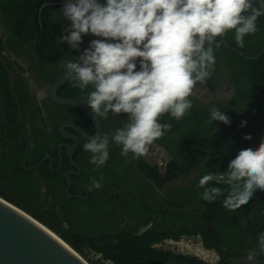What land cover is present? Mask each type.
Returning <instances> with one entry per match:
<instances>
[{
	"label": "flooded vegetation",
	"instance_id": "obj_1",
	"mask_svg": "<svg viewBox=\"0 0 264 264\" xmlns=\"http://www.w3.org/2000/svg\"><path fill=\"white\" fill-rule=\"evenodd\" d=\"M17 14L7 3L0 10V39L5 46L0 56L10 64L15 97L14 105L0 104V142L6 149L5 156L11 157L9 162L30 164L26 171L51 196L64 193L86 235H141L153 230L169 237L166 240L185 235L199 237L203 250L219 257L214 264L220 262V252L240 256V264H249L247 253L255 247L259 233L264 232V191L258 189L247 205L230 211L223 207V197L212 203L202 200L203 189L196 185L208 170L225 172L241 149L258 147L264 140V103L254 97L262 86L258 94L264 101V47L260 48L264 36L244 40L248 57L225 42L216 52L210 78L194 89L190 114L179 121L164 114L158 122L171 123L172 129L149 146L145 157L126 160L121 148L113 143L106 165L95 169L89 163L91 154L82 147L88 139L70 125L88 136L97 135L96 125L81 110L58 104L51 96V87L64 75L61 63L71 56L43 65L36 56L34 42H24L16 35L22 26ZM49 20L54 27L67 22L61 11L51 14ZM60 90L65 96L76 97L69 100L86 106L84 100L91 88L81 92L68 80ZM211 106L224 111L230 125L218 121L209 125ZM253 118L257 120L249 123ZM98 120L102 135L122 127L127 117L110 113L107 119ZM241 121L247 122L242 131ZM248 134L251 140L244 139ZM68 148L75 150L69 153ZM101 176L102 188L89 191L90 178ZM205 239L213 248L204 246ZM200 251L190 257L210 264L209 256ZM257 261L264 264V256H258Z\"/></svg>",
	"mask_w": 264,
	"mask_h": 264
},
{
	"label": "clouds",
	"instance_id": "obj_2",
	"mask_svg": "<svg viewBox=\"0 0 264 264\" xmlns=\"http://www.w3.org/2000/svg\"><path fill=\"white\" fill-rule=\"evenodd\" d=\"M61 16L71 23L56 44L77 51L84 36L95 37L78 58L61 63L64 75L81 92L91 88L84 103L93 117H127L122 127L90 136L83 144L91 154L89 163L99 169L110 158L111 144L121 148L126 160H138L171 131V123L158 122L164 114L177 121L190 114L194 89L210 78L226 35L234 30L243 48L245 37L259 30L264 0L258 6L256 0H66ZM208 112L209 125H230L224 111L211 106ZM246 123L241 121V128ZM90 179L89 191L102 188L103 176ZM196 188L203 189L200 198L206 202L223 197L230 211L247 205L258 189L264 191V140L241 149L225 172L208 170ZM258 256H264V232L247 261L258 264Z\"/></svg>",
	"mask_w": 264,
	"mask_h": 264
},
{
	"label": "trees",
	"instance_id": "obj_3",
	"mask_svg": "<svg viewBox=\"0 0 264 264\" xmlns=\"http://www.w3.org/2000/svg\"><path fill=\"white\" fill-rule=\"evenodd\" d=\"M58 2L59 0H0V10L7 3L18 12L17 18L22 26L16 35L24 42H34L36 56L43 65L55 64L66 55L71 58L75 57L78 51L71 50L67 44L58 45L55 43L71 23L67 21L62 26L54 27L50 22V15L61 11L63 7L57 5ZM46 3L51 5L45 7L40 13L42 6ZM256 3L258 6L259 0H256ZM257 23L259 30L253 35L264 36V16H261ZM253 35L246 36L244 40ZM93 38L91 35H86L83 37V43ZM262 39L264 40V38ZM263 40L260 48L264 47ZM225 42L229 47L237 48L243 51L245 56H249L244 48L237 46L234 40V30L226 35ZM4 48L3 40L0 39V50ZM9 69L10 64L0 56V104L14 105L15 97ZM261 87L257 88L254 97H257L258 102L264 103L258 94ZM62 91L58 92L60 97L76 99L74 96H65ZM256 120L253 118L249 123ZM0 149H2L0 151V197L47 226L83 258L88 259L90 254L99 255L101 264H105V262L112 264H207L195 257L158 249L157 244L169 237L160 235L153 230L141 235L127 232L117 235H86L81 227L78 214L65 200V194L51 196L50 192L31 175V172L26 171L25 167H29L30 164L24 166L21 161L9 162L11 157L5 156L6 149L1 147V142ZM9 152L12 153L11 150ZM172 168L178 169L179 166L173 165ZM156 175L161 180V176L157 172ZM177 239L178 237L173 238V240ZM204 246L213 248L208 239L204 240ZM219 254L221 260L218 264H240L238 260L240 256L225 255L223 252ZM90 263L99 264L98 261H90Z\"/></svg>",
	"mask_w": 264,
	"mask_h": 264
},
{
	"label": "water",
	"instance_id": "obj_4",
	"mask_svg": "<svg viewBox=\"0 0 264 264\" xmlns=\"http://www.w3.org/2000/svg\"><path fill=\"white\" fill-rule=\"evenodd\" d=\"M65 2L66 0H59L56 4L64 5ZM49 5L51 4H44L40 13ZM89 43L90 41L80 47L76 53V58L83 53ZM67 81V77L63 75L51 87L53 100L58 104L75 107L84 112L94 122L97 135H100V122L98 118L93 117L89 108L79 102L58 95L59 89ZM70 126L84 138L89 139L90 136L80 128L75 125ZM62 133L66 135L64 127H62ZM74 150V148L67 149L69 153H73ZM37 166L38 164L27 168V170L34 169ZM68 196L72 197L69 193ZM39 223L42 224L24 210L0 197V264H89L74 249L71 248L72 250H70L45 231Z\"/></svg>",
	"mask_w": 264,
	"mask_h": 264
},
{
	"label": "rangeland",
	"instance_id": "obj_5",
	"mask_svg": "<svg viewBox=\"0 0 264 264\" xmlns=\"http://www.w3.org/2000/svg\"><path fill=\"white\" fill-rule=\"evenodd\" d=\"M158 249L171 251L174 254L180 255H189L192 256L194 252L200 254V249L209 256L208 260L210 264H214L219 260V257L212 252L203 250V245L199 237H190V236H180L177 240H165L157 246ZM81 256V255H80ZM82 257V256H81ZM87 263L91 264L93 261H98L99 264L102 263L100 261V256L95 254H90L88 259L83 258ZM105 264H112L109 262H105Z\"/></svg>",
	"mask_w": 264,
	"mask_h": 264
},
{
	"label": "bare ground",
	"instance_id": "obj_6",
	"mask_svg": "<svg viewBox=\"0 0 264 264\" xmlns=\"http://www.w3.org/2000/svg\"><path fill=\"white\" fill-rule=\"evenodd\" d=\"M39 225L45 230L47 231L49 234H51L53 237H55L58 241H60L64 246H66L67 248H69L70 250H72L73 248L66 243L59 235H57L55 232H53L52 230H50L49 228H47L46 226L42 225L39 223ZM70 246V247H69ZM72 248V249H71ZM75 251V250H74ZM76 252V251H75ZM77 253V252H76ZM78 254V253H77ZM79 255V254H78Z\"/></svg>",
	"mask_w": 264,
	"mask_h": 264
}]
</instances>
